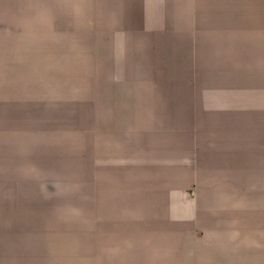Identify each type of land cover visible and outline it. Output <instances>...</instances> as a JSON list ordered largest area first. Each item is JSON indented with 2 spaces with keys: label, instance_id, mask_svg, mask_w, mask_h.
<instances>
[{
  "label": "crops",
  "instance_id": "crops-1",
  "mask_svg": "<svg viewBox=\"0 0 264 264\" xmlns=\"http://www.w3.org/2000/svg\"><path fill=\"white\" fill-rule=\"evenodd\" d=\"M245 100L264 0H0V264H264Z\"/></svg>",
  "mask_w": 264,
  "mask_h": 264
},
{
  "label": "rangeland",
  "instance_id": "rangeland-1",
  "mask_svg": "<svg viewBox=\"0 0 264 264\" xmlns=\"http://www.w3.org/2000/svg\"><path fill=\"white\" fill-rule=\"evenodd\" d=\"M79 25L80 26H86V21L83 20V19H80L79 20ZM161 38V34L159 35V39ZM159 48L163 49L160 45L158 46ZM193 73V72H192ZM187 76H190L191 75H187ZM192 78H194V75L192 76ZM235 102V101H234ZM240 103H242L243 101H239ZM246 103V105H243V106H240L238 107V109H241V111L243 112H246V113H249V112H255L257 110L261 111L262 109H264V104L262 101H247L245 100L244 101ZM243 102V103H244ZM185 170L181 171V172H184ZM154 172H157L156 168L154 170ZM168 175H173V172L171 171V169L168 171ZM120 180H117V181H108V180H102V183L104 184L105 188L106 189H109L117 184H115L116 182H119ZM168 183H170V180H168ZM124 185V187H130V188H139V189H145V190H148V191H153V190H158V191H161L163 190L164 187H166L167 185H159V181L158 182H155V181H147L145 184H141L139 186H136L134 184V180L129 178V179H126V180H123L121 181V185ZM154 184V185H153ZM101 188H103V186H101ZM104 189V188H103ZM183 197H186V196H191L192 198L195 197V193H196V185H194V183H191L189 185H186L185 188L183 189ZM98 223V218L97 216L95 217V224ZM195 224V223H194ZM197 226H194L193 225V228L191 230V238H196V237H200L203 233L202 229L198 228L196 229ZM201 230V231H200ZM195 235V236H194ZM256 239V238H255ZM195 241V240H194ZM197 243V241H196ZM98 254V250L96 249V253L95 255Z\"/></svg>",
  "mask_w": 264,
  "mask_h": 264
},
{
  "label": "bare ground",
  "instance_id": "bare-ground-1",
  "mask_svg": "<svg viewBox=\"0 0 264 264\" xmlns=\"http://www.w3.org/2000/svg\"><path fill=\"white\" fill-rule=\"evenodd\" d=\"M250 175V174H249ZM246 178H247V176H246Z\"/></svg>",
  "mask_w": 264,
  "mask_h": 264
}]
</instances>
